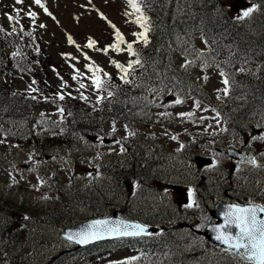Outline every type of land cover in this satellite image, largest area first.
Instances as JSON below:
<instances>
[{"label":"rangeland","instance_id":"rangeland-1","mask_svg":"<svg viewBox=\"0 0 264 264\" xmlns=\"http://www.w3.org/2000/svg\"><path fill=\"white\" fill-rule=\"evenodd\" d=\"M261 5H264V0H225L226 11L232 18L243 21L248 25L247 29H256L255 25L262 24L261 32L264 34V16H259L264 15ZM249 8L254 10L248 17H243V12ZM17 10L23 12L20 15L30 22L37 16V27L44 33L52 56L40 68L33 67L34 73H46L48 80L44 81L45 85L42 82L37 84L31 78L33 74L29 73L18 74L14 79L7 80V85L13 92L31 91L30 100H27L30 105L26 116L21 118L23 120L0 119V161L2 158H5L4 162L11 160L9 152L13 138H10L12 133L9 130L15 132L19 129H31V132H41L43 138L49 135L37 160L39 174L32 169V166L38 165L29 158L32 152L28 150L21 156V160L30 166L28 170L32 173L24 172L25 180L30 184L33 194H41L38 188L45 187L51 188L54 193L58 187L59 193L64 191L68 194L65 198L69 207L62 204L63 196L59 194V207L56 206L53 210L50 208L51 221L28 223L32 225L30 229L26 225L21 229L23 224L8 225L7 218L0 212V234L7 237L3 248L5 250L0 249V260L7 255L11 260L10 264H145V253L140 254L133 247L111 245L98 250L99 253L88 254L61 235L65 227L92 217L91 212L95 206H99L95 207L98 212H104L105 202L117 203L120 204L118 207H123L120 194L125 197L127 195L124 187L126 180L116 175L115 169L110 166L123 164L125 158L132 156V151L135 155H142L151 161L149 170L152 172L149 171L148 176L142 178V182L128 177L132 181V191L136 194L132 193L135 197L127 199L128 202L136 198L132 204L124 203L127 205L123 208L130 212L142 210V215H145L155 209L157 212L172 211L168 203L174 201L182 191L189 192V186L196 184V179L202 173L204 178L201 187L207 188L204 191L208 205L217 201L213 195L215 186H218L214 179L217 173L227 176V185L222 188L223 191L232 193L237 189L243 198L264 200V172L252 175L238 173V164L228 160L223 151L225 147L243 143L246 138H250L251 151L261 157L258 167L264 168V110L246 117L239 115L238 110L244 106L243 102L241 98H231L233 94L231 91L229 93L230 84L223 83L227 78L221 70L224 67L213 60V55L206 56L201 53L200 58V55L194 53V49L179 56L175 53L180 71L174 77L175 86L171 90L167 83L141 85L143 94L140 100L143 98L144 102L140 116L132 115L127 122L105 120L101 126L94 127L89 133L78 132L74 142L79 147L73 150L68 143L63 142L67 138L63 131L69 123L70 113L63 112L54 98L40 96V93L52 91L54 96L55 91L62 93L66 90L72 98L85 102L98 98L104 93L105 87L101 76L106 79L114 77L117 70L121 69L115 66L117 63L122 62L124 68L126 67L127 54L133 53L126 47L132 45L135 41L133 38L140 36L137 34L143 33L144 28L130 23L129 16L135 9L129 4V0H40L39 4L36 0H23V3L0 0V22L8 26V16ZM117 30L123 37V43L116 39ZM194 34L191 35L189 44L202 51L204 42L201 38L194 37ZM90 42L92 47L88 46ZM117 43L120 50L115 48ZM261 59H264L263 53L258 61ZM47 63L59 68L58 72H51ZM257 66L255 60H252L250 64L238 63L237 66H230L225 70L231 76L243 74L242 71L247 70L249 76L254 77ZM90 67L99 72V87L92 77ZM186 82L195 84L199 91H194L193 86ZM166 102H171L169 107ZM132 103L134 104L133 101ZM149 103L152 105L149 106ZM79 105L84 106L82 103ZM220 108H224V111ZM188 113L191 115H183ZM223 113L230 120L234 114L236 122L231 126H227V123L222 126L220 119ZM258 131H261V136L257 135ZM55 134H62L60 136L63 141ZM199 156L211 161L207 166L198 165ZM4 162L0 164V178L3 179L7 178L5 171L10 167V164ZM104 170L113 174L104 177L108 185H101V178L97 181L102 189L111 192L112 197L102 199L98 186L91 181L92 175H98ZM80 196L88 198L90 206L82 205L78 199ZM102 204L104 207H101ZM160 215L157 218L163 222L165 214ZM186 243L191 245H177L176 248L193 258L192 251L188 249L194 247L195 243L192 240ZM148 258L150 260L151 256ZM14 259L17 261L14 262ZM193 259L196 264L198 260Z\"/></svg>","mask_w":264,"mask_h":264},{"label":"trees","instance_id":"trees-1","mask_svg":"<svg viewBox=\"0 0 264 264\" xmlns=\"http://www.w3.org/2000/svg\"><path fill=\"white\" fill-rule=\"evenodd\" d=\"M199 2L198 0H139L141 11L147 17L150 28L147 34V42L139 37L138 41H135L136 45L132 48L135 55L133 54L128 62L131 67L127 65L124 68L127 71L118 69L116 75L109 79L101 76V79L108 83V86L113 85L117 87V90L111 88L108 95L89 106L84 105L82 107L78 102L73 103L68 99H64V102L61 101L63 107L70 113L69 118L76 129L88 130L96 127L99 122L106 118L129 119L131 109L139 106L138 103L136 105L132 103L134 98L138 99L139 83L149 82L152 85H157L167 82L175 67L170 56L171 52L175 48L182 47L184 43H189L190 34L197 33L205 37L212 50L213 60L219 62L223 67L227 68L242 62V57L248 60L255 58L257 63L264 60L258 61L261 53L264 54L262 24L258 28L255 25L256 29H247L248 25L239 24L227 13L225 0H200ZM9 49L11 52L8 53ZM45 49L44 40L40 34L35 30L29 32L27 24L22 19L14 17L10 27L2 30L0 22V72L5 74L8 70L27 68L31 59L39 61L40 58L47 57ZM137 61L139 62L137 63ZM258 65L261 67L256 78L249 75L244 76V74L230 76L232 88L236 91L235 94L241 93L248 100L246 111H252L256 107L260 109L262 106L260 104L264 102V64L261 62ZM94 75L98 76L99 79V72L96 69ZM0 95H4L3 92H0ZM133 96L135 97L132 98ZM3 100L0 98V105L4 104ZM147 172V168L139 161L127 163L123 169L125 176L129 174L139 176L138 174H140V177L144 178V175L149 174ZM65 206L69 207L68 201L65 202ZM101 207L104 205L102 204ZM66 211L68 212L69 209ZM155 215L144 216L139 214L134 217L151 224ZM168 219L169 217L165 216L163 222L160 223L162 230L155 235L118 239L106 244H95L85 250L88 254L89 252L99 253L98 250L107 246L124 244L127 248L133 247L140 251L138 252L140 254L145 253V264H193V258H198L199 261L203 260V262L210 261L211 264H246L235 254L222 252L209 245L207 247L213 251L205 258L201 257L203 250L191 252L193 258H190L186 252H181L179 248H175L177 245H181V241L176 236L175 225L166 222ZM1 239L4 241V235L1 236ZM165 253H170L172 257H175V260L162 259L163 256H160ZM149 256H151L150 260Z\"/></svg>","mask_w":264,"mask_h":264},{"label":"snow or ice","instance_id":"snow-or-ice-1","mask_svg":"<svg viewBox=\"0 0 264 264\" xmlns=\"http://www.w3.org/2000/svg\"><path fill=\"white\" fill-rule=\"evenodd\" d=\"M17 3H23V0H16ZM36 3L39 4L40 0H36ZM129 4L134 8L137 12L140 11L139 8V0H129ZM253 8H249L248 10L244 11L242 16L248 17L252 11ZM30 15H34L31 14ZM9 20H13L14 17L9 15ZM143 17L141 20H138L137 23L141 24V27L145 28V32L137 34L140 36H143L145 39V42H147V26L146 24L142 23ZM113 27H115L113 25ZM117 41L123 43V37L119 33V30H117L116 35ZM89 47H92V42L89 43ZM115 48L117 50L119 49V43L115 45ZM129 51L132 50L131 44L128 45ZM135 55V53H133ZM139 61H137L138 63ZM117 67L121 68L124 71H127L124 69L123 65L117 64ZM131 67V65H129ZM90 70L91 67H90ZM223 75V73H221ZM223 83L227 85L229 83V80L227 78L224 79ZM97 87L100 86V81H96ZM227 92V89L224 90ZM61 99L63 97L61 96ZM177 103H180V101H177ZM197 106L198 103H197ZM183 115H191L183 114ZM259 211H264V207H261ZM257 209L255 208H242L240 206H231L229 209V212L226 214L225 220L226 223L221 228L217 229L218 235L217 239L222 240L225 244L230 245V247H233L237 250L244 249V255L249 260H256L258 261V264H264V220L258 219L257 217ZM230 225H235L239 229L238 235H232L231 233H226V229ZM130 229H132L130 231ZM143 231V226L139 224H126L122 223L120 225L112 226L108 221H94L89 226V229L86 232L78 233L77 235L80 237L81 243L88 242L89 239L93 238H100L101 232H108V233H114L122 236L127 235H139L140 232Z\"/></svg>","mask_w":264,"mask_h":264},{"label":"water","instance_id":"water-1","mask_svg":"<svg viewBox=\"0 0 264 264\" xmlns=\"http://www.w3.org/2000/svg\"><path fill=\"white\" fill-rule=\"evenodd\" d=\"M228 153H234V155L240 159H245L248 161H251L250 157L245 154L244 152H236L235 150H230ZM231 206H240L242 208H255L257 209V217L258 219L264 220V211H259L260 207L258 205H236V204H227L224 202H221L220 205H218L216 211L219 212V220L217 221L218 224H216L214 227V229H210L208 231V235H209V239L212 240L214 242V244L216 246L219 247H228L230 248L233 252H236L240 257H242L245 261L251 263V264H258V261L256 260H249L246 258V256L244 255V249H240L237 250L233 247H230V245L225 244L222 240H218L216 237L218 235L217 229L221 228L222 226L225 225L226 220V214L229 212V209ZM216 212V216H218V213ZM108 221L110 223V225L112 226H116V225H120L122 223H126V224H139L141 226H143V231L140 232L139 235H135V236H140V235H151L152 233L157 231V228L154 226H148L146 224H143L142 222H137L134 220H125L120 218L117 215V212H114L112 214V216H105V218H93V220H89L86 221L84 223H82L81 225H77L74 227H70L66 230V232L63 233V236L69 240H74L77 241L79 243L80 246L82 245H87V244H91L97 241H105L106 239H117V237H129V236H133V235H127V236H122V235H118V234H114V233H108V232H101L100 238H93V239H89L88 242L86 243H81L80 242V237L77 235L78 233L81 232H86L89 229V226L92 224V222L94 221ZM132 229H130L131 231ZM226 233H231L232 235H238L239 234V229L235 226V225H230L228 226V228L226 229Z\"/></svg>","mask_w":264,"mask_h":264},{"label":"bare ground","instance_id":"bare-ground-1","mask_svg":"<svg viewBox=\"0 0 264 264\" xmlns=\"http://www.w3.org/2000/svg\"><path fill=\"white\" fill-rule=\"evenodd\" d=\"M200 0H198V2H199ZM202 1V0H201ZM200 3V2H199ZM206 3V2H205ZM217 3V2H216ZM213 4V3H212ZM216 10V9H215ZM260 17L261 16H264V15H259ZM258 16V17H259ZM216 17V16H215ZM219 17V16H218ZM262 19V18H261ZM220 20V19H219ZM262 20H264V19H262ZM225 22V21H224ZM228 22V21H227ZM213 23V22H212ZM220 23V22H219ZM229 23V22H228ZM230 24V23H229ZM235 24V23H234ZM211 25V24H210ZM215 25V24H214ZM223 25V24H222ZM228 26H230V25H228ZM227 26V27H228ZM239 26V25H238ZM213 27V26H212ZM211 27V28H212ZM235 27H237V26H235ZM232 28V27H231ZM254 28V27H253ZM257 28H258V26H257ZM220 29V28H219ZM237 30H238V28H237ZM214 32V31H213ZM233 32V31H232ZM264 32V31H263ZM234 33V32H233ZM208 34V33H207ZM231 34V33H230ZM237 35V34H236ZM239 35V34H238ZM241 35V34H240ZM239 35V36H240ZM238 39V38H237ZM262 92V91H261ZM258 94V93H257ZM261 136V135H260ZM263 136V135H262ZM144 171V170H143ZM146 172V171H145ZM150 172H152V171H150ZM148 173V172H147ZM139 176H140V174H138ZM144 176H148V175H144ZM141 182V181H140ZM134 185H135V183H134ZM134 187V186H133ZM133 193H134V191H132ZM135 194V193H134ZM136 195V194H135ZM62 196V195H61ZM60 196V197H61ZM138 196V195H137ZM135 197V196H134ZM62 199V198H61ZM4 218V217H3ZM41 232V231H40ZM165 239H166V237H165ZM174 239V238H173ZM159 240V239H158ZM170 242V241H169ZM165 244V243H164ZM167 244V243H166ZM173 244V243H172ZM180 244V243H179ZM157 246V245H156ZM166 248V247H165ZM168 248H170V247H168ZM176 248V247H175ZM5 250V249H4ZM8 250V249H7ZM25 250V249H24ZM165 250V249H164ZM163 252H165V251H163ZM174 252V251H173ZM154 253V252H153ZM158 254V253H157ZM208 259V258H207ZM17 260L16 259H14V262H16ZM164 261V260H163ZM10 262H11V260H9V258L7 259V261H5V262H1V264H10Z\"/></svg>","mask_w":264,"mask_h":264},{"label":"flooded vegetation","instance_id":"flooded-vegetation-1","mask_svg":"<svg viewBox=\"0 0 264 264\" xmlns=\"http://www.w3.org/2000/svg\"><path fill=\"white\" fill-rule=\"evenodd\" d=\"M198 208H202L201 207V205H197V206H189V209H198ZM42 219H43V221L45 222V218L42 216ZM12 224H17L16 222H14V221H11L10 223H9V225H12ZM14 261V260H13Z\"/></svg>","mask_w":264,"mask_h":264}]
</instances>
